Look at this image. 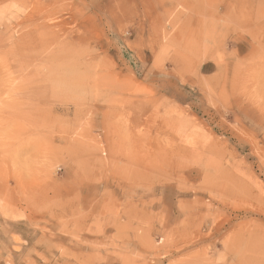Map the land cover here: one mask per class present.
Listing matches in <instances>:
<instances>
[{
    "label": "rangeland",
    "instance_id": "1",
    "mask_svg": "<svg viewBox=\"0 0 264 264\" xmlns=\"http://www.w3.org/2000/svg\"><path fill=\"white\" fill-rule=\"evenodd\" d=\"M0 264H264V0H0Z\"/></svg>",
    "mask_w": 264,
    "mask_h": 264
}]
</instances>
